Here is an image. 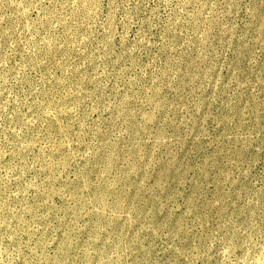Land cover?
<instances>
[{
	"label": "rangeland",
	"instance_id": "obj_1",
	"mask_svg": "<svg viewBox=\"0 0 264 264\" xmlns=\"http://www.w3.org/2000/svg\"><path fill=\"white\" fill-rule=\"evenodd\" d=\"M0 264H264V0H0Z\"/></svg>",
	"mask_w": 264,
	"mask_h": 264
}]
</instances>
